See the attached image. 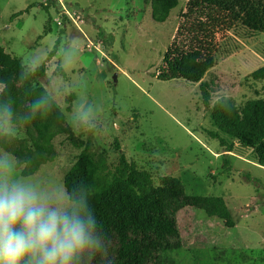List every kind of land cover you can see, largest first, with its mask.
<instances>
[{"label": "rangeland", "instance_id": "rangeland-1", "mask_svg": "<svg viewBox=\"0 0 264 264\" xmlns=\"http://www.w3.org/2000/svg\"><path fill=\"white\" fill-rule=\"evenodd\" d=\"M186 1L178 0L164 21H156L152 2L162 7L159 0H0V45L24 65L42 58L46 72L37 81L39 93L57 76L69 88L47 113L45 132L22 127L11 141L25 145L24 160L30 161L26 168L21 165V174L46 185L63 184L89 141L97 183L111 177L124 153L150 173L155 186L161 176L171 175L188 195L225 199L233 226L171 198L176 226L161 246H143L144 264H264V166L211 118L221 96L230 97L223 102L243 122L250 121L255 102H264V0L216 1L213 16L226 26L216 35L215 64L203 77L217 87L208 106L198 82L155 75ZM62 5L79 18L70 19ZM19 11L24 12L13 16ZM68 34L75 37L76 57L65 71L60 63ZM81 96L102 109L96 132L85 133L72 123ZM212 131L233 141L232 149ZM109 245L113 264H125L126 255Z\"/></svg>", "mask_w": 264, "mask_h": 264}, {"label": "trees", "instance_id": "trees-1", "mask_svg": "<svg viewBox=\"0 0 264 264\" xmlns=\"http://www.w3.org/2000/svg\"><path fill=\"white\" fill-rule=\"evenodd\" d=\"M159 1L162 7H159L157 2H152V16L156 21H164L178 0ZM216 1H186L185 11L180 16L155 73L160 80L181 79L198 82L200 99L206 106L210 104L217 87L212 82L204 81L203 77L215 64L218 48L216 35L226 26L223 18L213 16ZM23 12L19 11L13 16ZM45 30H48L47 27ZM52 53L53 51L50 55ZM24 66L20 58L0 45V78L9 83V88L0 99H14L17 112L23 110L24 102L28 103L39 94L41 88L37 81L46 72L45 63L40 64L25 87L15 88L14 74L18 75ZM226 107L228 106L223 101L212 106L211 118L214 124L240 146L252 149L256 161L264 166V102L257 101L253 104L249 122L237 120L229 108L225 110ZM47 115H38L27 126L37 133L45 132L48 126ZM210 134L219 139L223 146L232 149L233 141L218 132L212 131ZM0 144L23 162L26 152L24 144L16 145L6 138H0ZM117 147L119 148L118 143ZM81 181L91 186V206L107 240L126 255L125 264H144L139 254L143 246L150 243L157 248L173 231L176 217L170 207L171 198L183 200L190 206L201 208L208 215L222 217L229 226L234 225L231 212L222 196L188 195L179 180L171 175L161 176V185L155 186L150 173L138 169L124 153H119L118 163L111 177L97 183L91 163L89 141L65 175L63 184L75 187Z\"/></svg>", "mask_w": 264, "mask_h": 264}, {"label": "clouds", "instance_id": "clouds-1", "mask_svg": "<svg viewBox=\"0 0 264 264\" xmlns=\"http://www.w3.org/2000/svg\"><path fill=\"white\" fill-rule=\"evenodd\" d=\"M74 38L68 34L61 51L60 67L65 71L75 62ZM41 62V57H34L21 69L16 78L21 88ZM8 88V81L0 78V97ZM44 88L20 112L11 97L0 99V138L15 139L20 128L46 115L56 98L69 91L60 76ZM222 101L230 97L221 96L217 103ZM101 111L86 97H78L72 123L85 133L96 132ZM29 163L0 148V264H113L109 241L90 203L91 186L84 181L75 187L46 185L21 174V165L26 168Z\"/></svg>", "mask_w": 264, "mask_h": 264}, {"label": "built area", "instance_id": "built-area-1", "mask_svg": "<svg viewBox=\"0 0 264 264\" xmlns=\"http://www.w3.org/2000/svg\"><path fill=\"white\" fill-rule=\"evenodd\" d=\"M62 6H63V10H62V12L65 13V14H67L68 17H69L70 19L76 21V20H75V17H76V19L79 18V15H78L75 11H73V10L70 11L69 9L65 8L64 5H62ZM65 9H67V10H65ZM68 10H69V11H68Z\"/></svg>", "mask_w": 264, "mask_h": 264}]
</instances>
